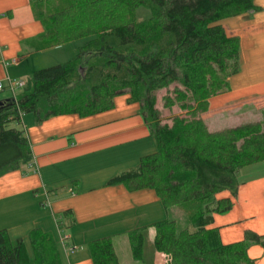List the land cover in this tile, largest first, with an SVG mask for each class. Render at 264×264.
Listing matches in <instances>:
<instances>
[{
  "label": "trees",
  "instance_id": "trees-1",
  "mask_svg": "<svg viewBox=\"0 0 264 264\" xmlns=\"http://www.w3.org/2000/svg\"><path fill=\"white\" fill-rule=\"evenodd\" d=\"M254 1L29 0L46 42L85 43L66 63L33 72L18 95L0 102V175L32 162L24 132L9 127L23 114L38 122L89 117L111 110L113 99L127 93L129 103L140 105L156 151L108 185L155 193L166 217L150 226L154 250L165 264H253L247 250L252 243L264 245L262 237L247 232L244 240L224 245L208 226L213 215L232 208L231 200L216 195L235 196L240 170L264 162V119L210 131L201 114L240 71L239 38L218 22L257 11ZM139 7L151 16L137 21ZM164 89L163 108L183 113L169 124L156 106L155 93ZM145 229L126 234L134 261L142 260ZM29 241L32 257L23 240L0 231V264H61L49 235L35 230ZM87 249L92 264H119L110 237Z\"/></svg>",
  "mask_w": 264,
  "mask_h": 264
},
{
  "label": "crops",
  "instance_id": "crops-1",
  "mask_svg": "<svg viewBox=\"0 0 264 264\" xmlns=\"http://www.w3.org/2000/svg\"><path fill=\"white\" fill-rule=\"evenodd\" d=\"M254 4L257 11L218 22L228 36L239 38L240 71L230 77L229 90L209 99L201 114L214 131L264 119V0ZM42 35L29 0H0V102L18 95L33 72L68 60L85 43L53 46ZM128 98L118 95L111 110L89 117L71 114L38 122L28 113L9 125L24 132L33 159L30 169L0 175V231L23 240L30 257L29 235L39 230L53 240L61 264H92L87 244L107 237L119 264H165L152 245L150 226L166 217L155 193L108 185L156 151L140 105ZM238 182L235 196L228 191L216 195L231 200L232 208L213 215L208 229H217L224 245L244 240L247 232L264 242V162L241 169ZM138 228H146L142 260L124 257L121 263L115 244ZM247 255L253 264H264V245L250 244Z\"/></svg>",
  "mask_w": 264,
  "mask_h": 264
},
{
  "label": "rangeland",
  "instance_id": "rangeland-1",
  "mask_svg": "<svg viewBox=\"0 0 264 264\" xmlns=\"http://www.w3.org/2000/svg\"><path fill=\"white\" fill-rule=\"evenodd\" d=\"M43 6H44V4H43ZM42 8H45V7H42ZM150 16H151V12L148 8L139 7L135 10V17H136L137 21H143L145 19H148ZM80 42H83V39H81ZM72 55L74 56V54H72ZM73 56H71L66 61L63 60L62 62H53L52 64H49V66H46V67H51L54 65L66 63L67 61L72 59ZM43 68H40V69H43ZM14 84H15V86H18L19 82L14 83ZM172 89H173V87L171 86L168 89V91H171ZM166 92H167V90L164 89V90H161V91H158L155 93L156 100H157L156 106L158 107V109L160 111V116H161L160 119L163 121V123L170 122L174 116H182L183 115V113L177 107H173L172 109L163 108L162 98L167 94ZM119 96H121V95H119ZM227 127L228 126H222V128H219L216 130H220V129L227 128ZM209 129H211V131L213 130L212 128H209ZM115 245H116L115 248H116L117 252L119 253L121 263L124 262V257L127 260L132 258L127 237H122V239H120Z\"/></svg>",
  "mask_w": 264,
  "mask_h": 264
},
{
  "label": "built area",
  "instance_id": "built-area-1",
  "mask_svg": "<svg viewBox=\"0 0 264 264\" xmlns=\"http://www.w3.org/2000/svg\"><path fill=\"white\" fill-rule=\"evenodd\" d=\"M3 90V85L0 84V92ZM31 165H29V169H30Z\"/></svg>",
  "mask_w": 264,
  "mask_h": 264
}]
</instances>
